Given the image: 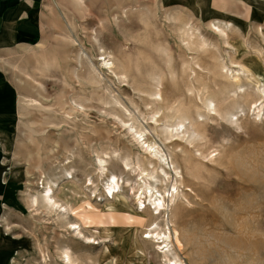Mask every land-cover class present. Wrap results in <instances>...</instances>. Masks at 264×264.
I'll return each mask as SVG.
<instances>
[{"label": "rangeland", "instance_id": "1", "mask_svg": "<svg viewBox=\"0 0 264 264\" xmlns=\"http://www.w3.org/2000/svg\"><path fill=\"white\" fill-rule=\"evenodd\" d=\"M44 3L50 44L0 54L8 264H164L166 225L183 264H264V0Z\"/></svg>", "mask_w": 264, "mask_h": 264}, {"label": "crops", "instance_id": "2", "mask_svg": "<svg viewBox=\"0 0 264 264\" xmlns=\"http://www.w3.org/2000/svg\"><path fill=\"white\" fill-rule=\"evenodd\" d=\"M52 15L44 0H0V54L5 46L24 44L35 49L47 46L52 37ZM5 74L0 72V220L5 206V169L2 148L4 133L3 94ZM14 240L0 232V264H8Z\"/></svg>", "mask_w": 264, "mask_h": 264}, {"label": "bare ground", "instance_id": "3", "mask_svg": "<svg viewBox=\"0 0 264 264\" xmlns=\"http://www.w3.org/2000/svg\"><path fill=\"white\" fill-rule=\"evenodd\" d=\"M105 62V61H104ZM105 65H107V67H111V66H109L110 64L109 63H107V62H105ZM234 81H239V78L238 79H236V76H235V80ZM239 85V84H238ZM239 87V86H238ZM261 90V89H260ZM260 92H262L263 93V96H264V91L262 90V91H260ZM157 94H158V92H157ZM261 96V95H260ZM262 97V96H261ZM262 99V98H261ZM263 100H264V98H263ZM140 135V134H139ZM147 147H152L150 144H148L147 145ZM149 148V149H150ZM156 152V151H155ZM150 153H151V151H150ZM163 156L164 155H158V153H153V155H152V157L153 158H151V160H149V162L150 163H152V160H154L155 161V166H153V172H147V173H145V177L147 178V180H145V179H143V181H142V184H140L139 185V187L137 188V190H136V193L138 194V196H139V201L141 202L142 200H141V197H147L148 198V200H150L151 201V203L154 205V209H155V214H156V216H157V218L158 217H160L161 216V213L163 212V209H164V207H165V205H166V201H165V194L167 195V197L169 196V191H170V189H168V190H163V191H160L159 189H157L156 188V186L154 185V184H151V183H149L148 182V180H153V182H161V183H163V184H165L167 181H169L170 180V178H172V175H171V172L170 171H168V167H169V165H168V162H166L165 161V159L163 158ZM168 165V167H166ZM159 166H161L160 168H159ZM125 167H127V165L125 166ZM127 168H124V170H126ZM139 173L138 174H142V173H144L145 172V169L144 168H142V167H139ZM172 171H174V170H172ZM174 173V172H173ZM176 177H178L177 175H178V173L176 172ZM111 177V183L110 184H108V189H107V191L109 192V193H111V195H113L114 193L112 192L114 189H118L119 188V185H118V182H117V179L115 180V176L114 175H111L110 176ZM47 183V182H46ZM45 183V184H46ZM49 185V184H48ZM45 186V185H44ZM171 186V188H172V192H171V195L169 196V201H170V203H172L173 205H175V199H176V195H177V187L175 186V184H171L170 185ZM51 187V186H50ZM170 188V187H169ZM45 191L46 192H48L49 193V191H50V188L49 187H45ZM51 192V191H50ZM117 192V191H116ZM50 194V193H49ZM49 194H47V195H45L44 196V194H43V197H46V199H48V200H50L51 201V196H49ZM136 194V195H137ZM46 201V200H45ZM52 201H53V199H52ZM35 202H36V199L35 198H31L30 199V203L31 204H35ZM57 203H56V201H53L52 202V204H51V206L52 207H54L55 205H56ZM145 207V206H144ZM170 221H172V220H170ZM73 224V223H72ZM168 224V223H167ZM165 225H166V223H165ZM72 226V225H71ZM73 226H74V224H73ZM75 227V226H74ZM77 227V226H76ZM72 228V227H71ZM69 230V229H68ZM76 232V231H75ZM172 232H173V235H174V244H175V246L178 248V249H180V247L182 246V244H181V242H180V240H179V237H178V234H177V230H176V228L175 227H173L172 228ZM78 233H79V231H78ZM152 233H154L153 231L152 232H150V235L152 234ZM78 235V234H77ZM149 235V234H148ZM153 237V236H152ZM155 238L156 239H162V238H164V239H162V240H160V242H156V243H158V246L161 248V244H164L163 246H162V248H164L163 249V251H161L162 252V257H163V260L165 261V262H163L164 264H183V262H181V261H179V260H177V258H175V257H168L167 256V253L168 252H170V250L167 248V241L166 240H168L169 238H170V229L167 227V225H166V228L164 229V231H160V232H156L155 233ZM87 239V238H86ZM165 248H167V249H165ZM141 250V249H140ZM160 250V249H159ZM160 252V251H159ZM66 254V253H65ZM66 256H68V255H66ZM65 256V257H66ZM70 258V257H69ZM68 260V257H66V262H69L70 264H74V261L72 260L71 261V259H69V261H67Z\"/></svg>", "mask_w": 264, "mask_h": 264}]
</instances>
